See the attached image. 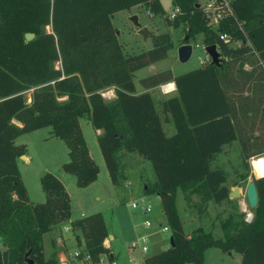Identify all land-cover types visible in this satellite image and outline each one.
<instances>
[{"label":"trees","instance_id":"1","mask_svg":"<svg viewBox=\"0 0 264 264\" xmlns=\"http://www.w3.org/2000/svg\"><path fill=\"white\" fill-rule=\"evenodd\" d=\"M170 2L180 12L173 19L166 14L167 25L181 27L189 39L202 33L204 46L216 45L220 61L177 75L170 69L148 75L139 79L145 91L137 93L134 72L165 59L173 42L152 34L151 48L124 54L110 18L138 5L163 15L162 0H0V242L5 247L0 264H29V259L56 264L54 256L45 258L43 236L70 218V198L63 183L45 172L40 177L44 201H29L17 164L26 146L15 139L51 127L52 136L68 148L62 169L84 188L99 169L80 127L82 117L101 130L96 141L113 185L123 176L120 150L152 165L155 180L144 193L159 197L173 245L146 255L143 264H202L210 248L240 253V264H264V171L253 179L252 220L230 212L220 219L223 238L202 226L185 233L176 207L178 191L187 203L193 195L198 198L193 204L199 214L209 202L230 201L227 172L212 166L224 145L239 143L245 167L250 157L264 153V0H234L241 27L228 17L217 28L208 25L195 0ZM27 32L34 34L29 41ZM219 33L237 45L220 40ZM169 81L176 94L157 105L146 90ZM110 86L115 96L105 100L101 91ZM167 121L174 128L170 135L163 127ZM263 164L255 161L254 168ZM70 227L83 238L82 251L89 255L84 264H99L109 254L101 212L74 219ZM108 260L111 264L114 257Z\"/></svg>","mask_w":264,"mask_h":264},{"label":"rangeland","instance_id":"2","mask_svg":"<svg viewBox=\"0 0 264 264\" xmlns=\"http://www.w3.org/2000/svg\"><path fill=\"white\" fill-rule=\"evenodd\" d=\"M167 9H169V6L165 9V14L155 15L148 11L144 6L138 5L133 6L129 10L115 12L110 20L113 27L117 29L118 41L122 46L124 54H138L151 48L152 40L150 36L152 34L168 35L173 42V48L168 51L167 57L156 62L155 66L160 68L159 71L166 68H172V72L174 71V73L179 74V72L189 71L201 65L199 64V60L206 56L203 44V34H195L194 37L189 39L190 44L193 46L191 56L185 62L179 61L177 47L181 44V39L184 37V31L181 27L173 28L167 25L165 21V15L168 13ZM133 15L137 16L139 26L135 25L131 20V16ZM142 27L147 28L150 32L145 39H143L138 33V29ZM46 30L50 31V27L47 26ZM232 45L235 46L237 44L235 43ZM55 66L59 67V62H56ZM147 71L148 70L144 69L138 74L144 73L146 75L148 74ZM135 82L137 85H140L138 81ZM114 89L113 86L104 88L101 91V93L105 95L103 98L105 100L112 99L115 95ZM31 91L32 89L25 91L27 102L30 101ZM160 91L159 86L151 91L154 97L157 98V105H159V102L164 100V98L168 97V95H162V92ZM79 123L88 149L91 154L95 156L94 158L100 166L97 181L93 185L84 188L78 187L75 183L74 176L66 173L62 169V164L68 160V148L65 142L52 136L51 127H42L19 136L15 141L16 144L23 143L26 145V156L29 158L26 162L23 157H20L17 162L22 181L27 189L28 199L32 203L43 202L45 196L41 188L40 177L45 172L54 174L63 183L67 193L70 195L73 218H78L81 212L88 215L94 212H102L104 214L106 225L109 231L114 235V239L112 240V251L116 263L133 264L129 259L135 256L136 264H143L139 253L150 255L170 245V231H160L161 224L165 219L164 213L160 211V204L154 197L151 201H148L152 205V212L147 218L152 220L151 229H154L153 231L156 234L149 237L147 241V245H149L146 252L140 251L138 246L134 247L131 244L130 246H127L129 238L122 233L120 222H117L115 216L118 215L119 220L121 217L128 219L131 212L136 211L131 208L130 205H126V203H129V200L132 198L137 199L140 204L148 203L147 200H141L138 197L143 192L145 183L148 182L147 185H150L152 179L155 180L152 165L145 159V164L139 165V163L143 161H140L137 153L128 154L131 152L120 150L119 155L122 165V175H124L123 171L128 170L131 167H134V171L130 175L127 174V182L129 183L126 181L125 183L123 182V185L115 193L114 190H112L113 183L110 180L96 141V131L85 117L80 118ZM165 124H167V122ZM166 130L168 135L172 134V130L169 126H166ZM96 153L100 156H97ZM99 157H101V160H99ZM256 157L264 158V153L250 157L247 160L248 165L245 167L240 154L239 143L237 141L233 142V144H229L223 154H219L212 163V166H220L227 172V185L230 187V191L234 188H238L240 196L233 199L229 198L230 201L224 200L219 204L209 202L207 211L203 214H199L193 204L198 201L196 196H191V202L187 203L184 200L182 193L178 191L176 207L185 233H191L195 228L202 226L206 230L211 231L215 238H223L220 219L226 218L228 214L233 211L243 213L244 220L247 214H250L253 217L254 208H250L248 205L245 196V189L249 181L258 177L251 165V160ZM243 173L248 174L246 179L241 177V174ZM96 197H98V199ZM115 198H123V201L117 203V199L115 200ZM217 216H219V218ZM141 217L144 218L145 216L141 215ZM58 231L59 230L57 229L56 232ZM48 233L50 232L45 233L44 237H46ZM65 235L67 236L65 241L67 244L70 264H77V261L73 258V252L81 249L79 247L84 245L81 233L77 229L73 231L70 227ZM62 237L64 238V235H62ZM70 240L71 242L67 243V241ZM128 249L130 252H134L131 254ZM240 261L241 255L236 251L223 252L218 248H210L206 251L205 259L202 264H240ZM102 264H110L108 258H105L102 261Z\"/></svg>","mask_w":264,"mask_h":264},{"label":"crops","instance_id":"3","mask_svg":"<svg viewBox=\"0 0 264 264\" xmlns=\"http://www.w3.org/2000/svg\"><path fill=\"white\" fill-rule=\"evenodd\" d=\"M143 28V27H142ZM140 29V28H139ZM138 29V30H139ZM143 39H145V38H143ZM190 43V42H189ZM192 49H193V47H192ZM158 62V61H157ZM155 64H156V62H154V63H152V64H149L148 66H145V67H143V68H141V69H138L137 71H135L134 72V78H133V81H134V85H135V90H136V92L137 93H140V92H143V91H145V89L141 86V84L140 85H137L136 84V82L135 81H138L139 82V79H141V78H143V77H146V76H148V75H151V74H154V73H157V72H159V69L160 68H158V67H156L155 66ZM144 69H146V70H148L147 71V73L148 74H144V73H142V74H138V73H140V71L141 70H144ZM167 69V68H166ZM168 69H170L171 71H172V68H168ZM165 70V69H164ZM162 71V70H161ZM184 72H187V71H184ZM173 73V75H177L176 73H174V71L172 72ZM180 73H183V72H179V74ZM145 75V76H144ZM165 83H169V84H172V85H174L175 86V84H174V82L173 81H169V82H165ZM160 85V84H159ZM159 85H157V86H154V87H152V88H149V89H147L146 91H148V92H150L151 93V95L153 96V98H154V100H155V102H156V104H157V98H155L154 97V95H153V93L151 92L154 88H157ZM176 90V89H175ZM175 90H172L170 93H168V94H164V93H161L162 95H168V97H170V96H173V95H175L176 94V91ZM161 92V91H160ZM115 96V95H114ZM167 97V98H168ZM164 99H166V98H164ZM166 123V122H165ZM163 124V127H164V130H165V132L167 131L166 130V126H169L170 128H171V133H173L174 132V128H173V126H172V123L171 122H169V121H167V124ZM82 130V129H81ZM101 132V130H96V134H99ZM23 135V134H22ZM21 136V135H20ZM19 137V136H18ZM17 137V138H18ZM16 138V139H17ZM16 139H15V141H16ZM233 142H235V141H233ZM233 142L231 143V144H233ZM16 143V142H15ZM18 144V143H17ZM19 144H23V143H19ZM25 145V144H24ZM229 144H227V145H224L223 146V151L220 153V154H223L225 151H226V147L228 146ZM26 146V145H25ZM88 147V146H87ZM89 150V149H88ZM89 154H90V156L95 160V162L97 163V160L94 158L95 156H93L92 154H91V152H90V150H89ZM128 154H132V153H128ZM96 155L97 156H100V155H98V153H96ZM96 156V157H97ZM135 156H138V155H135ZM219 156V154L217 155V157ZM216 157V158H217ZM24 160L27 162L28 160H29V158H28V156H26V154L24 155ZM100 159L99 160H101V157H99ZM138 158L140 159V161H143V162H141V163H139V165H144L145 163H144V159H142L140 156H138ZM140 161H138V162H140ZM97 165H98V169H99V172H100V166H99V164L97 163ZM138 165V166H139ZM133 171H134V167H131V168H129L128 170H125V171H123V176H122V179L120 180V183H119V185H112L113 186V188H112V190H114V192L116 193L117 192V190L123 185V182L125 183V181L127 182L128 180H127V174H132L133 173ZM98 172V173H99ZM97 178H98V176H97ZM97 181V179L94 181V182H92L91 184H89L88 186H90V185H93L95 182ZM154 182V179H152V181H151V184ZM127 183H129V182H127ZM148 183V182H147ZM147 183H145V185H144V187H143V192L141 193V195L138 197V198H140L141 200H147V202L148 201H151L152 200V198L154 197L155 198V200H157L158 201V203L160 204V211L161 212H163L162 211V206H161V202H160V199H159V197L156 195V194H145L144 193V188L147 186ZM87 187V186H86ZM178 193V192H177ZM69 195V194H68ZM177 197V196H176ZM69 198H70V195H69ZM97 199H98V197H96ZM117 199V203H119V202H122L123 201V198H115V200ZM135 201H138L137 199H134V198H132V199H130L129 200V203H126V205H130L132 202H135ZM115 202V203H116ZM147 204H150L149 202L147 203ZM151 205V204H150ZM152 206V205H151ZM131 207V206H130ZM70 209H71V215H70V218L67 220V221H65V222H63V223H61L57 228H55V229H53V231H50V233H48V235L46 236V237H44L43 236V240H44V242H43V249H44V255H45V258L46 259H49V258H51L52 256H54L55 257V259H56V264H70V258H69V255H68V251H67V244H66V241H65V238L67 237L65 234H67V232L69 231V229H70V222L72 221V220H74V219H77V218H73L72 217V205H71V200H70ZM102 213V212H101ZM85 215H88V214H85L84 212H81L80 213V216L78 217V218H80V217H83V216H85ZM141 213H139L138 211H132L131 212V215H130V217L128 218V219H124L123 217H121V219L119 220V216L117 215V216H115V218L117 219V222H120V225H121V231H122V233L126 236V237H128L129 238V243L127 244V246H130V244H132L133 242H135V241H137L138 240V238L141 236V235H144L146 232H147V230L144 228V225H143V220L145 219V217L144 218H142L141 217ZM102 216H103V218H104V222H105V217H104V214L102 213ZM143 216V215H142ZM165 218V217H164ZM105 225H106V222H105ZM161 226H166V224H165V219H164V221L162 222V224H161ZM106 228H107V232H108V237H107V239H106V241H105V245H106V247H108L109 248V254L108 255H102L101 256V259H100V262H99V264H102V261L105 259V258H108V256H113L114 257V253H113V249H112V240L114 239V235L109 231V229H108V227H107V225H106ZM57 229L59 230L58 232H56L57 231ZM78 234V233H77ZM154 234H156V233H154V231H152L151 233H148V236H147V241H148V239H149V237H151L152 235H154ZM62 235H64V238L62 237ZM151 239V238H150ZM169 239H170V237H169ZM68 242H71V240L70 241H67V243ZM47 243H48V246H47ZM146 244H147V242H146ZM149 245V244H148ZM147 245V246H148ZM83 247H84V245H82V246H80L79 248H81V250L83 249ZM165 248V247H164ZM128 251H129V253H133L134 251H131L130 252V250L128 249ZM139 255H140V257H141V262H143V258L146 256L145 254H141V253H139ZM129 261L130 262H132L133 264H136V257L135 256H133L132 258H130L129 259ZM113 262H115L116 263V261L115 260H113ZM117 264V263H116Z\"/></svg>","mask_w":264,"mask_h":264},{"label":"built area","instance_id":"4","mask_svg":"<svg viewBox=\"0 0 264 264\" xmlns=\"http://www.w3.org/2000/svg\"><path fill=\"white\" fill-rule=\"evenodd\" d=\"M195 1L197 2L198 6L201 8L203 15L207 19V23L210 27L217 28L219 22L228 17H233L236 20L239 27H241V23L234 16V11L232 6L234 0H195ZM167 10H168L167 17L169 19H173L174 16L180 12L179 7L172 6L171 2L169 4V9ZM218 38L224 42L237 44V42L232 41L231 36L227 33H219ZM204 50H205V46H204ZM208 62H211V58L206 53V56L203 59L199 60V64L203 65ZM159 89L161 90L162 93L168 94L172 90H175V86L174 85L171 86L169 83H162L159 85ZM101 95L103 97L105 96L103 93H101ZM130 206L131 208L135 209L136 211H138L139 213L145 216V219L143 220V225L144 228L147 230V232L144 235H141L138 238V240L133 242L131 245L134 247L138 246L140 251L146 252L148 250V246L146 244L148 233L154 230L151 229L152 220L147 218L149 214L152 212V206L150 204H140L138 201L132 202ZM245 220L247 222H250L252 220V215L247 214ZM160 231L166 232L170 230L168 226H161ZM0 246H1V242H0ZM73 258L74 260L77 261V264H83L85 263V261L89 260V255L86 252H83L81 249H79L73 252ZM111 264H116V263L112 262Z\"/></svg>","mask_w":264,"mask_h":264},{"label":"water","instance_id":"5","mask_svg":"<svg viewBox=\"0 0 264 264\" xmlns=\"http://www.w3.org/2000/svg\"><path fill=\"white\" fill-rule=\"evenodd\" d=\"M169 4H170V0H162V5L164 9H166L169 6ZM131 20L133 21L135 25L139 26L136 15L131 16ZM138 33L143 38H146L150 32L147 30V28L143 27L138 30ZM24 36H25V39L29 41L34 37V34L27 32L24 34ZM205 51L210 56L212 63L214 64L219 63L220 54L217 50L216 45L212 44V45L205 46ZM191 53H192V45L189 43V35L186 34L183 38V42L177 47V56H178L179 61L181 62L187 61L190 58ZM20 157L22 158L24 157V155ZM239 196H240V192L238 191V188H234L229 192L230 199L237 198ZM245 196H246L249 207L255 208L257 204V191H256V187H255L253 180L247 183L246 189H245ZM169 244L173 245V241L171 237L169 239ZM0 250L2 251L5 250V247L0 246ZM28 263L33 264L32 260L30 259L28 260Z\"/></svg>","mask_w":264,"mask_h":264},{"label":"bare ground","instance_id":"6","mask_svg":"<svg viewBox=\"0 0 264 264\" xmlns=\"http://www.w3.org/2000/svg\"><path fill=\"white\" fill-rule=\"evenodd\" d=\"M170 85L172 86V84H170ZM260 159L264 161V158H259V157L253 158V159L251 160V165H252V168L254 169V172H255V173H259V172L264 171V164H263V167L260 168V169H258V170H256V169L254 168V162H255V161H259Z\"/></svg>","mask_w":264,"mask_h":264}]
</instances>
